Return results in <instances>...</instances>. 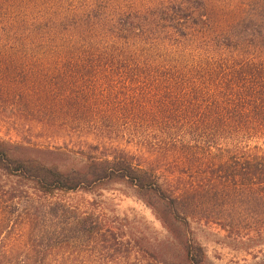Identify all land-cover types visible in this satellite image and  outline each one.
I'll return each mask as SVG.
<instances>
[{
  "label": "trees",
  "instance_id": "1",
  "mask_svg": "<svg viewBox=\"0 0 264 264\" xmlns=\"http://www.w3.org/2000/svg\"><path fill=\"white\" fill-rule=\"evenodd\" d=\"M0 129V264H173L56 197L102 180L152 196L175 237L258 233L264 0H0ZM178 243L176 264H204Z\"/></svg>",
  "mask_w": 264,
  "mask_h": 264
},
{
  "label": "rangeland",
  "instance_id": "2",
  "mask_svg": "<svg viewBox=\"0 0 264 264\" xmlns=\"http://www.w3.org/2000/svg\"><path fill=\"white\" fill-rule=\"evenodd\" d=\"M4 129H0L3 136ZM11 139L13 133H9ZM36 134V130H34ZM35 141L46 144L48 141L35 137ZM58 139L49 140L53 154L51 159L60 164H76L80 161L77 150L60 145ZM57 146H61L56 148ZM88 191L75 190L56 194L63 202L74 206L81 214L96 215L103 222L115 226L119 220H126V235L138 239L140 248L154 251L160 260L176 264L180 260V243L191 240L196 242L204 255V264H264V226L260 232H229L218 224L190 221V231L175 237L161 225L160 221L146 205L145 201L158 206L149 194H140L123 181L102 180L90 185ZM159 213V211H158ZM182 245V244H181ZM137 246V247H138ZM98 247L95 249L98 253ZM100 253V251H99ZM87 255V253H86ZM102 255V254H101ZM132 259L129 263L135 264ZM86 264H104L100 256L84 259ZM128 261L125 262V264ZM123 263L107 261V264Z\"/></svg>",
  "mask_w": 264,
  "mask_h": 264
}]
</instances>
